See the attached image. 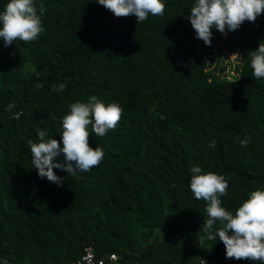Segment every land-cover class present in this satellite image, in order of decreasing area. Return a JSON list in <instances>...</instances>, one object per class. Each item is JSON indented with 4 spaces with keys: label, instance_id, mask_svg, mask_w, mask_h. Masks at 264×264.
I'll return each mask as SVG.
<instances>
[{
    "label": "trees",
    "instance_id": "1",
    "mask_svg": "<svg viewBox=\"0 0 264 264\" xmlns=\"http://www.w3.org/2000/svg\"><path fill=\"white\" fill-rule=\"evenodd\" d=\"M41 3L37 41L0 39V261L73 264L86 246L119 264L229 260L203 230L190 170L229 178L221 199L233 214L264 190V78L252 76L250 55L264 43V15L227 37L213 28L205 46L188 20L195 0H164L163 17L138 24L97 0H36L38 12ZM93 95L124 110L115 130L89 138L102 163L78 176L54 169L62 187L40 179L28 143L36 129L59 140L69 105Z\"/></svg>",
    "mask_w": 264,
    "mask_h": 264
},
{
    "label": "clouds",
    "instance_id": "2",
    "mask_svg": "<svg viewBox=\"0 0 264 264\" xmlns=\"http://www.w3.org/2000/svg\"><path fill=\"white\" fill-rule=\"evenodd\" d=\"M97 2L117 18L134 16L137 24L146 21L149 15L163 17L166 10L164 0ZM45 11V5L41 3L38 12L36 0H9L0 11V39L4 46L37 41L45 31L41 20ZM261 15H264V0H195L188 20L195 38L203 41L205 46H211L213 28L227 37L229 32L238 30L246 21L254 24ZM250 55L252 76L257 80L264 78V43H259V47ZM42 86L37 84L36 88ZM65 90V83L52 88L56 93ZM8 107L11 109L14 104ZM69 108L70 112L62 118L59 140L46 139L47 133L37 128L39 142H28L38 177L46 178L58 187L63 186L65 178L57 176L54 169L78 176L102 163L105 155L103 149L91 147L89 138L93 133L97 137H104L115 130L124 111L118 103L105 104L95 95L86 102L76 101ZM249 143L248 138L240 141L241 147L245 148ZM216 144L217 141L212 140L207 146L214 149ZM190 171L189 188L194 198L206 202L207 218L202 226L207 239L214 241L218 237L225 246L226 259L264 264V190L252 191L233 214L223 206L221 199L228 194L229 178L214 172L202 173L200 166H194ZM0 264H9V261L4 258ZM203 264L207 262L203 260Z\"/></svg>",
    "mask_w": 264,
    "mask_h": 264
},
{
    "label": "built area",
    "instance_id": "3",
    "mask_svg": "<svg viewBox=\"0 0 264 264\" xmlns=\"http://www.w3.org/2000/svg\"><path fill=\"white\" fill-rule=\"evenodd\" d=\"M116 254L110 253L105 257H97L92 246H86L80 257L73 264H119ZM206 261V260H205ZM219 261L228 263L230 260L206 261L207 264H218ZM195 264H203V260H198Z\"/></svg>",
    "mask_w": 264,
    "mask_h": 264
},
{
    "label": "rangeland",
    "instance_id": "4",
    "mask_svg": "<svg viewBox=\"0 0 264 264\" xmlns=\"http://www.w3.org/2000/svg\"><path fill=\"white\" fill-rule=\"evenodd\" d=\"M229 60H230V61H233V60H234V57L231 56V57L229 58ZM229 73H230V75L233 74L232 71H230Z\"/></svg>",
    "mask_w": 264,
    "mask_h": 264
}]
</instances>
